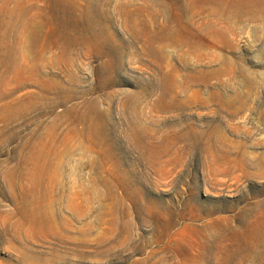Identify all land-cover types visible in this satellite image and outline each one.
Segmentation results:
<instances>
[{"label":"rangeland","instance_id":"374dc122","mask_svg":"<svg viewBox=\"0 0 264 264\" xmlns=\"http://www.w3.org/2000/svg\"><path fill=\"white\" fill-rule=\"evenodd\" d=\"M0 264H264V0H0Z\"/></svg>","mask_w":264,"mask_h":264}]
</instances>
